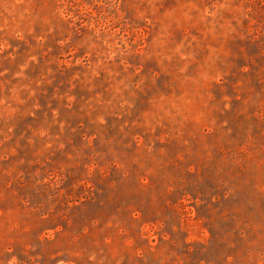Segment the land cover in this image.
Wrapping results in <instances>:
<instances>
[{
    "label": "rangeland",
    "instance_id": "obj_1",
    "mask_svg": "<svg viewBox=\"0 0 264 264\" xmlns=\"http://www.w3.org/2000/svg\"><path fill=\"white\" fill-rule=\"evenodd\" d=\"M0 264H264V0H0Z\"/></svg>",
    "mask_w": 264,
    "mask_h": 264
}]
</instances>
